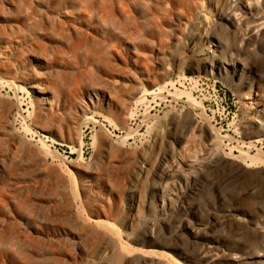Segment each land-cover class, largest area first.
Returning a JSON list of instances; mask_svg holds the SVG:
<instances>
[{"label": "rangeland", "instance_id": "1", "mask_svg": "<svg viewBox=\"0 0 264 264\" xmlns=\"http://www.w3.org/2000/svg\"><path fill=\"white\" fill-rule=\"evenodd\" d=\"M115 1L0 0V264H264V0Z\"/></svg>", "mask_w": 264, "mask_h": 264}, {"label": "bare ground", "instance_id": "2", "mask_svg": "<svg viewBox=\"0 0 264 264\" xmlns=\"http://www.w3.org/2000/svg\"><path fill=\"white\" fill-rule=\"evenodd\" d=\"M134 3H133V2ZM140 0H131L130 2H132L133 4V6L132 5H130V6H132V8H134V7H136V6H138L139 4H137L138 2H139ZM159 1V0H158ZM163 2H164V4H163V7H161V8H158L157 7V5H161V4H158L157 2H156V0H152V2L153 3H151L152 5H150V8H148L149 9V11H150V13L153 15V16H155V19H158V18H160V19H163V20H166V19H168V17H173V16H176V15H179V13H182L183 12V9H184V4H185V0H162ZM126 2H127V0H116L115 1V3L118 5V3H120L119 5L121 6V8H117V9H122L125 13H127L128 12V9L130 8L131 9V7H129L127 4H126ZM147 2L149 3V0H147ZM150 2H151V0H150ZM114 3V2H113ZM128 3V2H127ZM115 4V5H116ZM131 4V3H130ZM171 4V7H169L168 8V6ZM114 5V4H113ZM149 5V4H148ZM164 5H166L165 7H164ZM179 6V8L180 9H176V7L175 6ZM144 6V5H143ZM129 7V8H128ZM111 8H112V6H111ZM147 8V7H146ZM115 9V8H114ZM129 9V10H130ZM139 10V9H138ZM176 10H178V11H176ZM119 11V10H118ZM117 11V12H118ZM142 11H143V9H142ZM146 11H148V10H146ZM122 12V11H121ZM137 12V11H136ZM141 12V11H140ZM109 13H111V11L109 12ZM143 13V12H142ZM145 13V12H144ZM113 14V13H112ZM111 14V15H112ZM120 14V13H119ZM130 14H132V13H130ZM122 15H123V13H122ZM115 16V15H114ZM128 16V15H127ZM133 17V16H132ZM178 17V16H177ZM116 17H114V19H115ZM129 19V18H128ZM134 19V18H133ZM154 19V21H156ZM116 21V20H115ZM158 21H156V24L158 25V23H157ZM160 22H161V20H160ZM118 23V22H117ZM135 23V22H134ZM139 23V22H138ZM162 23V22H161ZM128 25V24H127ZM136 25V24H135ZM119 25H117V27H118ZM124 26V25H123ZM133 26V25H132ZM116 27V26H115ZM128 27H130L129 25H128ZM139 27H140V23H139ZM146 27V26H145ZM157 27V26H156ZM123 27H121L120 29H122ZM125 28H126V30L125 31H127V27L125 26ZM133 29V28H132ZM139 29V28H138ZM118 30H119V28H118ZM130 31H131V29H130ZM137 31V30H136ZM142 31V30H141ZM132 33V32H131ZM131 35V34H130ZM209 53H211V52H209ZM213 59V58H212ZM212 61V63L213 62H217V59H215L214 58V60H211ZM219 67V66H218ZM195 80H193V81H191V82H194ZM18 82V81H17ZM196 84V83H195ZM16 85V90L17 89H19L20 88V86L18 85V84H15ZM14 85V86H15ZM29 89H30V91L32 92V93H34V95L39 99V100H41L42 101V104L41 105H46V106H52L53 104H54V99L52 98V97H50L49 95H48V90L43 86V85H39V84H37V83H33L32 85H30L29 86ZM159 93H163V91L162 90H145L142 94H140V95H142V96H140V97H137L138 99L136 100V101H134V103H135V105H136V108L135 109H138V107L139 106H144V104H145V102L148 100V96H153L154 98H156V95L157 94H159ZM165 95V94H164ZM175 97V96H174ZM95 98L97 99V100H100V99H98V97H96L95 96ZM101 99H103V97L101 98ZM186 102L187 103H189V104H191L192 106H193V108L194 107H199V106H197V103H196V101H195V99H193V98H188L187 100H186ZM19 103V102H18ZM149 103V102H148ZM20 104V103H19ZM149 106V105H148ZM145 107V109H146V107L147 106H144ZM148 108V107H147ZM144 109V110H145ZM148 114V113H147ZM134 113H132L131 112V114H130V118H134ZM144 116V115H143ZM29 119V118H28ZM88 119H91L94 123H98V120H96V119H94V118H92V117H89ZM102 125V124H101ZM27 128V127H26ZM219 130V129H218ZM214 133V132H213ZM217 135H219V136H221L222 138H228V136L226 135V136H223V135H220L218 132H217ZM128 136V135H127ZM216 136V135H215ZM121 138V137H120ZM46 141V140H45ZM39 142L41 143V145L43 146L42 148H44L45 150V152L47 153V155L48 156H50V157H53V155H52V152L49 150V146H47V145H45L44 144V142L43 141H40L39 140ZM82 145L83 146V144H84V141H83V138L82 137H80V142H79V145ZM228 145H230V143H228ZM81 146V147H82ZM56 151V150H55ZM77 151V150H76ZM80 152H81V149H80ZM82 153V152H81ZM81 153H80V155H81ZM247 153V152H246ZM82 159V158H81ZM52 160V159H51ZM54 161V160H53ZM58 161V160H57ZM72 161V160H71ZM205 247L204 248H202V250L204 249V250H206V251H208L211 247H210V245H208V244H205L204 245ZM153 250H151L150 252H152ZM173 260L176 262V264H182L179 260H177V258H175V257H173Z\"/></svg>", "mask_w": 264, "mask_h": 264}, {"label": "built area", "instance_id": "3", "mask_svg": "<svg viewBox=\"0 0 264 264\" xmlns=\"http://www.w3.org/2000/svg\"><path fill=\"white\" fill-rule=\"evenodd\" d=\"M191 83H193V84L196 83L195 85L197 86L199 81L195 80L194 82H191ZM211 90H212V93H213V96H214V100H213L214 104L215 105L219 104L221 106L222 110H228L229 109V105H227L226 102H225V94L221 95L219 93L220 90L216 86H213ZM204 106H205V103H204Z\"/></svg>", "mask_w": 264, "mask_h": 264}]
</instances>
